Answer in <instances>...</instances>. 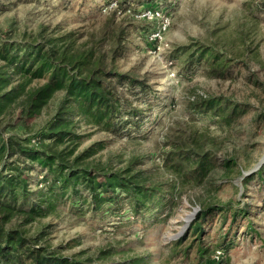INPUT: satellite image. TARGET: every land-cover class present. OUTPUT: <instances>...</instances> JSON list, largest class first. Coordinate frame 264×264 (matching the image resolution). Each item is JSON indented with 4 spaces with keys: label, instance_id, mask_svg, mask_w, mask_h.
<instances>
[{
    "label": "rangeland",
    "instance_id": "1",
    "mask_svg": "<svg viewBox=\"0 0 264 264\" xmlns=\"http://www.w3.org/2000/svg\"><path fill=\"white\" fill-rule=\"evenodd\" d=\"M110 1L0 0V31H12L13 37H18L23 33L34 36L42 30L49 34L53 29H79L99 36L112 14L117 23L130 25L125 38L127 51L117 60L118 69L146 75L153 91H127L134 104L144 110L138 126L128 125L121 135L84 124L74 128L83 134L76 151L105 140L93 162L123 168L138 158L133 168L144 169L152 181L171 190L137 212L124 195L116 202L105 201L99 209L95 202L78 208L77 203L71 207L73 201L66 200L56 213L23 227L33 234L41 225L51 223L43 243L63 254L76 255L85 264H211L210 258L219 255L217 249L224 251L220 264H264V187L257 177L244 180L264 163V116L258 125L253 120L256 112H264V6L256 8L258 0H116L134 9L159 7L170 15L171 24L164 36L168 47L156 53L145 38L155 23L136 20L118 6L104 13L102 7ZM194 42L212 45L225 56L232 65L229 74L212 77L204 60L188 65L195 51L190 48L184 53V46ZM191 53L194 55H188ZM168 58L173 59L174 78L167 74ZM37 82L41 80L32 84ZM209 95L248 102L250 108L227 125L217 119L213 109L206 111L192 104L194 98ZM57 97L29 118L26 126L18 124L3 136H26L46 125ZM18 108L15 104L10 115L17 114ZM9 121L15 120L5 116L4 122ZM197 144L214 157V165L204 175H197L196 165L191 166L186 159L175 157L172 162L178 166L166 160L168 151L179 148L175 155L183 154ZM229 157L235 164L225 167L223 159ZM39 172L35 168L30 176L37 178ZM167 182H174V187L166 186ZM34 186L32 182L30 187ZM228 202L233 208L249 203L251 212L246 219L254 222L261 237L246 234V220L239 215L238 226L228 229L230 211L208 215L199 238L191 232L200 208ZM199 243L209 247L203 256L197 250Z\"/></svg>",
    "mask_w": 264,
    "mask_h": 264
},
{
    "label": "trees",
    "instance_id": "2",
    "mask_svg": "<svg viewBox=\"0 0 264 264\" xmlns=\"http://www.w3.org/2000/svg\"><path fill=\"white\" fill-rule=\"evenodd\" d=\"M261 5L264 6V0L255 2L256 8ZM118 8L129 7L118 2ZM129 26L117 23L112 14L99 36L94 32L84 34L79 29L61 32L53 29L49 34L42 30L34 36L23 33L18 37H13L12 31H0V264H85L76 255L63 254L58 248L43 243L51 223L41 225L33 234H28L23 226L56 213L66 200L73 201L71 207L77 203L78 208L85 202H95L99 209L105 201L116 202L124 195L137 212L150 207L155 199L158 201L171 190L152 181L144 169L133 168L132 163H139L138 158L123 168L93 162L92 157L105 147V140L93 141L76 151L83 134L74 132V128L84 124L121 135L128 130V125L138 126L144 110L134 104L127 91L136 94L153 91L146 75L118 69L117 60L127 51L125 38ZM190 48L194 49L195 57L188 60V65L204 60L212 77L229 74L231 63L214 46L194 42L185 45L183 52ZM35 80L41 82L33 85ZM56 95L55 108L46 125L26 136H3V132H9L18 124L26 126L27 120L41 113ZM15 104L19 108L12 116L10 110ZM192 104L206 111L213 109L217 119L227 125L250 108L248 102L223 95L199 96ZM5 116L14 119V123L13 120L4 122ZM262 116L264 112L253 115L257 125ZM177 150L167 153L166 160H171V165L178 166V162H172L177 156L186 159L191 166L196 165L197 175H204L214 165V157L201 144L175 155ZM222 164L229 167L235 164V159L224 158ZM35 168L40 171L37 178L30 176ZM253 177L264 187V163L244 180ZM32 182L35 183L33 188L30 187ZM166 186L173 188L174 182H167ZM230 203L205 204L198 211L191 232L197 233L199 238L204 231L202 222L208 215L230 211L228 229L238 226L239 215L246 220L245 233L261 237L254 222L246 219L251 212L249 203L238 208ZM259 208L258 205L254 215H259ZM262 243L264 248V240ZM208 249L198 244L201 256ZM217 250L219 255L210 258L211 264L221 262L224 251Z\"/></svg>",
    "mask_w": 264,
    "mask_h": 264
},
{
    "label": "built area",
    "instance_id": "3",
    "mask_svg": "<svg viewBox=\"0 0 264 264\" xmlns=\"http://www.w3.org/2000/svg\"><path fill=\"white\" fill-rule=\"evenodd\" d=\"M118 6L116 0H111L102 7V11H109L116 9ZM133 18L136 20L148 21L155 23V26L146 31L145 38L150 44L153 52L159 53L166 49L167 43L164 41V36L171 24L170 15L159 7L153 6H142L137 9L127 8L126 9ZM102 12V13H103ZM165 66L167 67L168 76L174 78L176 76L174 68L172 66V60L166 59Z\"/></svg>",
    "mask_w": 264,
    "mask_h": 264
}]
</instances>
